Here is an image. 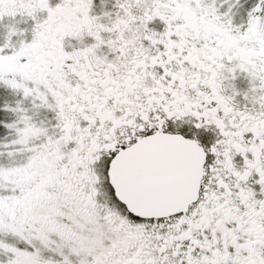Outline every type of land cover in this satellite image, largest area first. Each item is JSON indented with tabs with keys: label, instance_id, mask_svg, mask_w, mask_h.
I'll return each instance as SVG.
<instances>
[{
	"label": "snow or ice",
	"instance_id": "snow-or-ice-1",
	"mask_svg": "<svg viewBox=\"0 0 264 264\" xmlns=\"http://www.w3.org/2000/svg\"><path fill=\"white\" fill-rule=\"evenodd\" d=\"M0 264H264V0H0Z\"/></svg>",
	"mask_w": 264,
	"mask_h": 264
}]
</instances>
